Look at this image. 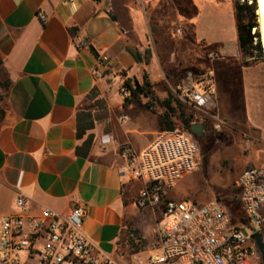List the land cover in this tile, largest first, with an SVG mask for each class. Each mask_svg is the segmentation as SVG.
<instances>
[{
    "label": "crops",
    "instance_id": "0c3cea01",
    "mask_svg": "<svg viewBox=\"0 0 264 264\" xmlns=\"http://www.w3.org/2000/svg\"><path fill=\"white\" fill-rule=\"evenodd\" d=\"M141 2L0 0V218L20 211L19 196L26 198L30 212L51 207L68 213L76 203H84L85 234L101 254L113 256L119 264H132L126 244L131 229L143 237V248L150 247L153 236L146 225L158 210L137 205L145 183L131 176L121 150L129 145L141 151L151 144L163 130L164 111L147 108L143 96L127 98L124 82H143L146 71L156 98L170 100L178 115L187 107L183 92L190 86L198 89L206 73L192 68L191 58L197 57L193 54L190 67L182 70V62L172 60L175 41L153 31V26L150 34L159 36L161 43H151L149 34L141 38L132 10ZM233 18L237 26L235 2ZM197 26L181 49L187 42L203 41ZM177 36L184 37V31L179 28ZM129 44L151 47V62L137 63L126 50ZM210 53L221 55L211 59L219 112L238 122L247 136L245 112L259 103L264 87V72L253 75L249 68L264 58L245 57L239 38L223 54ZM100 55L107 56L103 76L93 73ZM234 64L241 77L232 73ZM176 67L179 70L173 72ZM247 121L253 132L257 130L252 120ZM165 193L175 200L186 197L171 188Z\"/></svg>",
    "mask_w": 264,
    "mask_h": 264
},
{
    "label": "built area",
    "instance_id": "2783aa9c",
    "mask_svg": "<svg viewBox=\"0 0 264 264\" xmlns=\"http://www.w3.org/2000/svg\"><path fill=\"white\" fill-rule=\"evenodd\" d=\"M220 56L209 55L210 59ZM106 65L107 56L100 55L93 73L103 76ZM198 85L185 92L181 84L176 88L183 92L188 108L220 130L224 120L218 109L214 70L207 71ZM185 86L189 87L188 81ZM123 94L129 97L130 91L124 88ZM121 155L131 176L145 183L137 205L160 209L166 218L149 248H143L144 239L137 231H129L126 244L132 264H264L252 237L260 233L264 241V166H248L236 180L252 227L246 233L241 225L233 224L220 201L197 203L166 195V189L175 187L201 163L200 138L192 130L164 129L141 151L125 145ZM16 202L20 211L0 218V264H119L113 256L101 254L85 234L86 204L78 202L62 213L51 207L30 212L24 196Z\"/></svg>",
    "mask_w": 264,
    "mask_h": 264
},
{
    "label": "rangeland",
    "instance_id": "374dc122",
    "mask_svg": "<svg viewBox=\"0 0 264 264\" xmlns=\"http://www.w3.org/2000/svg\"><path fill=\"white\" fill-rule=\"evenodd\" d=\"M142 1L141 4L132 5L141 38L144 39L149 34L151 43L154 44L155 39L159 42V36L154 38L150 34V26H153V31H158L157 33L164 34L167 38L174 40L175 47L172 60H180L182 70H185L187 66L190 67L189 58L192 54L197 56L191 58L194 62L191 65L194 70L197 66L198 71L207 72L211 70L213 62L209 53L219 51L223 54L225 47L231 49L238 41V29L233 18L234 2L254 7L252 18L256 26L252 32L254 34L259 33V36L255 37V44L261 42L260 32L255 29L259 26L256 0H225L223 2L219 0ZM145 9L148 10L147 13ZM197 23L198 35L203 37V41L199 40L198 43L194 44L187 42L188 46L181 49L182 42L187 41ZM179 28L185 33L182 38L177 36ZM262 54H264L263 48ZM244 56L255 57L256 59L264 58V55L257 52L254 54L244 53ZM158 68H160L159 65ZM176 70H179V67L173 68V72ZM231 70L235 76H242V71L237 64L232 65ZM249 72L253 75L264 72V59L249 68ZM260 89L263 96L258 100L259 103L250 105L249 110L245 112L246 121L243 127L248 133L247 136L244 135V131L238 122L229 121L221 112L224 123L220 130L216 129L209 119L196 117L198 122L205 124V134L200 138L203 165H199L196 171L187 175L175 187L171 188L176 194L182 197L186 196L185 200L189 202L220 201L232 216L233 224L241 225L246 233H250L252 227L247 223L249 220L248 210L239 201L240 188L237 187L236 180L244 170L245 164L252 163L264 166V87L262 86ZM2 94L3 90L0 87V98ZM181 105L183 107L184 104ZM181 110L189 113L194 112L188 107H183ZM180 113L181 111L177 116ZM247 118L252 120L253 125L257 127L254 132L247 123ZM242 138L245 139L240 145H237L236 140ZM165 220L166 218L160 209L151 213L146 228L149 230V235L153 236V242L157 239L155 230Z\"/></svg>",
    "mask_w": 264,
    "mask_h": 264
},
{
    "label": "trees",
    "instance_id": "16d2710c",
    "mask_svg": "<svg viewBox=\"0 0 264 264\" xmlns=\"http://www.w3.org/2000/svg\"><path fill=\"white\" fill-rule=\"evenodd\" d=\"M253 13L254 7L251 5L235 3L239 45L245 54H254L257 52L260 55H263L261 42L259 41L257 44H255V37L259 36V33L257 32V34H254L252 32L253 28L256 26V23L252 18ZM126 50L135 58L137 63H143L147 65L151 62L153 57V50L149 46L142 49L137 45L129 44L126 46ZM124 87L130 91V97H145L147 99L145 102L147 108L153 111H157L158 107L163 108L164 111L160 115L163 130L175 129L177 127L191 130V125L198 122L194 112L189 113L182 110L180 115L177 116L176 110L171 105L170 100L159 101L154 95L151 82L149 80V74L146 71L143 75V82H139L133 78H127L124 82ZM95 95L96 92H93L91 97H95ZM0 115L2 116V110H0ZM231 220L234 222L232 216Z\"/></svg>",
    "mask_w": 264,
    "mask_h": 264
},
{
    "label": "water",
    "instance_id": "95a60500",
    "mask_svg": "<svg viewBox=\"0 0 264 264\" xmlns=\"http://www.w3.org/2000/svg\"><path fill=\"white\" fill-rule=\"evenodd\" d=\"M191 130L198 138H201L205 134V124L200 123V122L193 123L191 125ZM252 237L255 240L261 252L262 259L264 262V241H263L262 235L260 233H254Z\"/></svg>",
    "mask_w": 264,
    "mask_h": 264
},
{
    "label": "bare ground",
    "instance_id": "6f19581e",
    "mask_svg": "<svg viewBox=\"0 0 264 264\" xmlns=\"http://www.w3.org/2000/svg\"><path fill=\"white\" fill-rule=\"evenodd\" d=\"M257 1V13L259 16V26L255 29L260 32V40L262 43V48L264 50V0Z\"/></svg>",
    "mask_w": 264,
    "mask_h": 264
}]
</instances>
